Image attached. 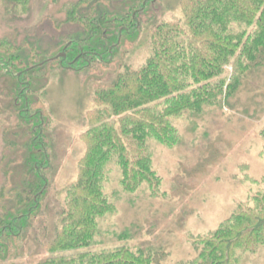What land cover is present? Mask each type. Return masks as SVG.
<instances>
[{"label": "trees", "instance_id": "16d2710c", "mask_svg": "<svg viewBox=\"0 0 264 264\" xmlns=\"http://www.w3.org/2000/svg\"><path fill=\"white\" fill-rule=\"evenodd\" d=\"M32 2L0 0V13L15 22V15H28ZM150 3L74 0L66 4L61 9L65 19L50 23L56 28L67 23L74 27V32L61 35L62 57H49L50 51L41 50L40 41H32V32L19 43L17 36L1 38L10 42L4 45V53L10 55L3 64L17 69L14 98L19 107L14 113L29 126L30 138L29 156L23 159L27 168L23 187L12 190V203L4 205L0 214V264L12 256L21 259L22 233L36 217L49 183L45 120L43 113L33 109L30 96L36 90L23 77L54 65L71 71L88 69L94 62L110 66L116 49L127 45L139 30ZM180 8L181 24L160 23L148 30L151 55L142 66L125 65L110 83L94 86V107L80 136L86 140L85 153L76 180L67 189L59 225L43 245L48 255L36 264H160L163 254L151 247L78 253L92 244L97 219L114 210L102 193L106 164L114 161L118 166L124 191H135L145 183L154 193L159 181L152 170L148 140L171 146L179 141L171 118L199 116L207 107L233 106L229 99L237 95L244 76L264 74L260 72L264 69V0H181ZM228 67L232 75L224 77ZM258 202L260 207L239 211L219 230L197 240L199 264H232L236 250L250 252L264 245V193ZM121 237L127 238L128 231Z\"/></svg>", "mask_w": 264, "mask_h": 264}, {"label": "rangeland", "instance_id": "374dc122", "mask_svg": "<svg viewBox=\"0 0 264 264\" xmlns=\"http://www.w3.org/2000/svg\"><path fill=\"white\" fill-rule=\"evenodd\" d=\"M73 1L33 0L28 15H15V22L0 13V196L4 195L0 214L4 205L12 203V190L23 187V172L27 169L23 159L29 156L26 144L30 138L29 126L14 113L19 107L14 98L17 69L3 64L10 55L5 54L4 45L10 42L1 38L17 36L19 43L32 32V41H40L41 50L50 51L49 57H62L61 35L74 32V27L71 23L59 28L51 24L55 19H65L61 9ZM180 2L152 0L139 20V30L127 45L116 49L110 66L94 62L88 69L71 71L54 65L23 77L36 90L30 96L33 109L43 113L45 120L43 141L49 159L45 175L49 183L36 217L22 233L21 259L12 256L5 264H36L47 257L43 245L59 225L67 189L75 182L85 153L86 140L80 136L88 128L86 116L94 107V86L110 83L125 65L132 69L142 66L151 55L148 30L160 23L181 24ZM59 44H63L60 49ZM225 71L224 77L232 75L230 67ZM229 100L233 106L207 107L199 116L171 118L179 139L171 146L148 140L152 170L159 181L154 193L145 183L135 191H124L118 166L114 161L106 164L102 193L114 210L97 219L92 244L78 253L141 246L158 249L163 254L160 264H199L197 240L219 230L239 211L245 213L261 206L264 74L244 76L237 95ZM124 231H128L127 238L121 237ZM232 264H264V245L250 252L236 250Z\"/></svg>", "mask_w": 264, "mask_h": 264}]
</instances>
